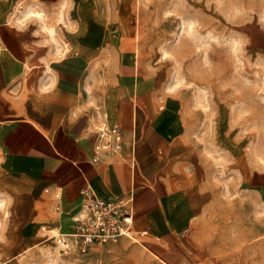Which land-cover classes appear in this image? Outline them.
I'll return each instance as SVG.
<instances>
[{"label":"crops","instance_id":"0c3cea01","mask_svg":"<svg viewBox=\"0 0 264 264\" xmlns=\"http://www.w3.org/2000/svg\"><path fill=\"white\" fill-rule=\"evenodd\" d=\"M85 1L68 13L73 32L66 16L54 25L63 37L59 50L33 22H0L1 174L18 200L23 234L39 240L30 203L55 190L63 216L49 227L71 231L80 191L89 187L105 200L129 198L133 229L151 244L189 236L209 172L189 141L183 110L153 94L117 8L90 0L89 16L80 17ZM39 3L55 12L68 7L67 0ZM104 125L120 129L116 154L98 150ZM247 185L264 187V174L250 172Z\"/></svg>","mask_w":264,"mask_h":264},{"label":"rangeland","instance_id":"374dc122","mask_svg":"<svg viewBox=\"0 0 264 264\" xmlns=\"http://www.w3.org/2000/svg\"><path fill=\"white\" fill-rule=\"evenodd\" d=\"M98 1L116 7L121 33L136 39L153 94L179 102L189 141L209 172L200 182L206 202L184 238L151 244L135 236L63 253L41 232L63 216L59 190L30 203L39 237L33 242L23 234L0 162V264H264V187L247 185L250 172L264 174V0ZM67 2L56 15L39 0H0V22H33L59 50L56 22L66 16L75 30L68 13L76 0ZM90 4L81 5L80 17L89 16Z\"/></svg>","mask_w":264,"mask_h":264},{"label":"built area","instance_id":"2783aa9c","mask_svg":"<svg viewBox=\"0 0 264 264\" xmlns=\"http://www.w3.org/2000/svg\"><path fill=\"white\" fill-rule=\"evenodd\" d=\"M97 135L99 151L113 154L120 151L122 136L117 125L101 126ZM74 224L69 232H60L50 227H44L41 231L55 240L60 252L76 251L81 254L86 253L93 245L114 244L122 238L133 239L145 234H136L133 229L132 204L129 198L105 200L89 187L80 191V204L74 216Z\"/></svg>","mask_w":264,"mask_h":264},{"label":"bare ground","instance_id":"6f19581e","mask_svg":"<svg viewBox=\"0 0 264 264\" xmlns=\"http://www.w3.org/2000/svg\"><path fill=\"white\" fill-rule=\"evenodd\" d=\"M55 232V231H54Z\"/></svg>","mask_w":264,"mask_h":264}]
</instances>
